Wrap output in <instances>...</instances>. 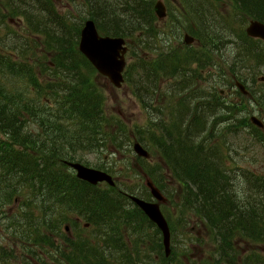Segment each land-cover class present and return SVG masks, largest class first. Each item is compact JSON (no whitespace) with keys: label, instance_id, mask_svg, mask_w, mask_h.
I'll return each instance as SVG.
<instances>
[{"label":"trees","instance_id":"trees-1","mask_svg":"<svg viewBox=\"0 0 264 264\" xmlns=\"http://www.w3.org/2000/svg\"><path fill=\"white\" fill-rule=\"evenodd\" d=\"M79 1L102 36L127 40L131 60L124 71V83L140 108L149 110L167 94L176 100L173 106L168 105L167 121L157 105L153 110L160 119L145 121L134 129L137 141L161 160L159 177L165 174L178 183L177 190L168 191L180 201L175 205V224L184 227L188 223L193 228L195 224L213 237L218 261L214 264H264V174L242 171L246 191L237 193V174L232 176L224 165L228 154L220 142L210 140L212 127L223 123L228 124L226 134L236 135L246 128L249 141L264 148V131L255 128L249 118L240 117L242 111L258 108L264 122V83H260L258 95L248 87L247 97L233 90L237 99L227 103L219 85L226 75L225 82L232 89L233 80L244 84L245 79L234 70L237 65L252 62L264 70V45L247 38L242 30L233 31L234 56L231 61L223 59V67L215 69L219 74L212 77L217 80L204 88L202 66L211 61V53L225 50L224 45L222 49L215 46L229 37L214 27L217 17L207 0H179V13L168 11L164 28L158 26L153 13L156 0ZM228 2L243 22L264 24V0ZM233 17L222 20L230 31ZM18 19L27 37H19L12 29L10 22ZM79 30L55 10L51 0H0V216L9 221L5 232L22 250L39 256L38 264H44L49 254L52 264H111L108 260L172 264L175 249L165 257L158 230L125 203L115 188L100 190L77 180L60 162L74 160L78 150L107 144L120 147L123 138L130 141L125 124L118 121L114 122L115 135L104 133L113 120L104 112L103 92L94 83V69L77 50ZM187 32L196 40L193 47L181 44L180 38ZM168 80L172 88L158 93L159 85ZM251 82L256 84L253 78ZM148 176L159 182V187H167L155 178L154 170ZM23 190L30 197L22 195ZM128 190L148 198L142 185ZM15 200L19 209L11 214L4 208ZM71 216L96 228L93 234L102 245L93 249L81 239L85 230L78 228ZM168 224L173 241L175 227L169 219ZM63 225H71L75 239L62 232ZM150 229V235H142ZM53 237H62L67 246L56 244ZM234 242L243 244L242 251L235 250ZM2 250L0 264H7ZM189 252L183 247L185 256ZM177 253L178 258L182 256L180 249ZM25 264L32 263L25 260Z\"/></svg>","mask_w":264,"mask_h":264},{"label":"rangeland","instance_id":"rangeland-1","mask_svg":"<svg viewBox=\"0 0 264 264\" xmlns=\"http://www.w3.org/2000/svg\"><path fill=\"white\" fill-rule=\"evenodd\" d=\"M55 4V10L65 16L67 19H70L72 23H75L79 29L82 27L84 20L88 18V12L86 8L82 6V3L79 0H51ZM167 7V13L172 12L173 15L179 13L180 11V4L179 0H162ZM215 11V16L217 17L216 21L213 22L214 27L217 29L218 32H223L224 36H229L226 38L228 41H224L225 50L220 52H216V54H212L211 61H206V64L202 66L204 73L202 77V86L207 88L208 84H211L212 81L217 80L213 79L215 75L219 74L215 72L216 67H223L224 58H227L228 61H231V57L234 56V52L236 45L234 44V37L233 31H244L246 24L249 20L242 21L241 17L238 16V13L233 9V6L230 5L228 0H207ZM165 16V18H166ZM234 16V17H233ZM233 17L232 21V31L228 30L222 22L223 19H230ZM164 18V20H165ZM159 21L161 28L163 27L165 21ZM12 25V29L17 32L18 36L21 35L27 37V33L25 31V27L23 22L18 19L15 22H10ZM227 42H231L230 45L225 44ZM174 48V46H173ZM157 53H154L155 56ZM157 56V55H156ZM127 63L131 60V56H127ZM234 70L236 73L241 75L245 82L244 84L248 88H252L258 95L259 91L262 90L261 84L256 82V78L260 75H264V70L257 67L255 63L246 62L245 65L235 66ZM206 73V74H205ZM228 75L224 76L221 83L219 82L220 87L224 90L225 101L232 102L236 101L237 98L234 96V91L231 87H229L228 83L225 82V78ZM252 78L254 79L256 84L251 82ZM94 83L96 88L103 92V99L104 103V112L106 113L109 119L112 118L113 122L111 121L108 126L105 127L104 133H109L110 135H115L117 131V126L114 122L118 121L122 124H125V131L126 135L130 141L123 138L121 140L120 147H115L113 144H107L101 147H93L89 150H82L77 152V158L75 159L77 162H81L87 167H92L95 169L100 168H109L111 170L119 171L117 173L118 179L121 181L119 182L120 188L121 186L125 187L128 186L130 189L131 187L137 186L139 183L143 184V177L148 176V172L152 171L153 168L158 166L157 163V156L155 152L151 149H146L149 152V159L143 163L139 160L138 157H135L132 151V138H135L134 129L136 127L143 126L145 121H156L159 120L161 115H158L156 111L153 109L160 105L161 110H163V117L164 120L167 121L168 117L170 116V111L167 110L168 105L173 106L176 103L175 98H171L169 94L162 98V101L158 100L154 103L155 106L150 108L149 110H143L140 108L139 101L135 98L134 93L126 84H123L120 89H115L113 86L109 85L108 81L101 77L99 74H94ZM173 83L171 81H167L161 83L159 85L158 93L162 94L167 89H171V85ZM151 95V94H150ZM149 95V96H150ZM151 97V96H150ZM149 97V99H150ZM153 104V103H152ZM166 108V109H165ZM250 115H254L260 119V111L258 108H250L247 111H242L243 118H248ZM228 124H219L214 125L212 127V134L211 139L213 142H220V145L223 147L224 153L228 154L225 157L226 162L224 165L228 173H232L231 175H235L236 181L234 182V187L237 193L244 190L245 181L243 176H240L242 171H249L253 172L257 175L264 174V148L258 142L251 143L249 141V137L247 136L248 130L244 128L243 130H239L236 135L225 132V128ZM118 137V136H117ZM72 149H76L74 145L70 146ZM145 148V147H144ZM237 167L236 171H233L234 168ZM240 169V171H238ZM67 172L71 173V169L67 168ZM233 171V172H232ZM166 177H164L165 179ZM140 181H139V180ZM161 180V183L165 184V180ZM239 180V181H238ZM119 181V180H118ZM104 189V188H103ZM100 188V190H103ZM246 189L244 190L245 193ZM180 190H178V194ZM23 195V194H22ZM176 197V198H175ZM173 196V201H176L179 205L180 201L177 196ZM19 207V206H18ZM5 210H12V205L6 206ZM174 207H171L170 204L162 205V211L165 213L166 218L170 220V224L174 229V236L175 238L171 241L170 247L175 249V255L172 257V264H192L189 261V258L194 259L196 264H214L218 263L215 257V247L216 242L213 240L212 236L206 234L204 230H199V227L194 224V228L191 227L192 225L188 224L184 225V227L177 226L175 223L178 224V220L174 219L175 212ZM5 216H0V253L1 250H5L6 256L3 259H8L7 264H25V260L30 261L32 264H38L37 261H40V257H34L32 253H27L26 251L22 250L19 242L7 234L5 232V226L9 224L8 220L4 219ZM96 228H91L85 230L81 239L88 241L90 244L89 246L94 249V246H101L102 244L98 241L99 237L96 236L95 233ZM9 232V231H8ZM153 232L152 229L142 231V235H150ZM48 230H44V234L47 236L49 235ZM16 235H19V231H16ZM189 237L193 238L192 242L189 240ZM131 240L134 238L129 237ZM186 242V243H185ZM189 242V243H187ZM191 242V243H190ZM127 245L129 247L132 245V242L129 240ZM236 251H242L243 244L239 242L232 243ZM187 246L189 248V254L185 256L183 253V247ZM143 251L146 248H141ZM177 249L182 251V256H179ZM2 250V251H3ZM36 250V249H35ZM39 251V250H37ZM36 251V252H37ZM40 253V251H39ZM12 256V258H11ZM22 258L24 262H22ZM2 259V258H1ZM52 255L49 254L48 258L45 259L44 264H52ZM59 262L63 260H58ZM111 264H119V261L108 260Z\"/></svg>","mask_w":264,"mask_h":264},{"label":"water","instance_id":"water-1","mask_svg":"<svg viewBox=\"0 0 264 264\" xmlns=\"http://www.w3.org/2000/svg\"><path fill=\"white\" fill-rule=\"evenodd\" d=\"M154 12L158 19H163L166 14V9L161 1H157L154 6ZM245 33L248 37L261 39L264 42V25L259 21H249L246 26ZM78 50L83 57H86L88 62L97 73L105 78H108L116 88H120L123 82L122 72L125 68V53L127 51L126 43L123 38H113L101 36L96 29L95 23L91 20L84 21V25L79 32ZM186 45L193 43L190 36L185 35L183 39ZM264 81V78H260ZM237 88L246 95V91L242 84L236 83ZM251 122L258 129L263 127L261 121L255 117H250ZM133 151L138 157L147 159L148 153L138 144L133 145ZM69 166L76 171V177L79 180L97 185L102 181L107 182L110 186L114 185L111 177L105 172L88 169L81 164L69 163ZM145 186L151 192L152 197L157 201H162V195L154 188L150 180L145 181ZM130 200L141 209L143 214L159 229L162 236V244L165 249V256L170 253V236L169 228L166 221L159 211L158 203L145 202L138 197L129 196Z\"/></svg>","mask_w":264,"mask_h":264},{"label":"flooded vegetation","instance_id":"flooded-vegetation-1","mask_svg":"<svg viewBox=\"0 0 264 264\" xmlns=\"http://www.w3.org/2000/svg\"><path fill=\"white\" fill-rule=\"evenodd\" d=\"M103 184V183H102ZM102 184H101V186H102ZM77 221V223H79L78 222V220H76ZM67 233H70V230H68V232ZM59 241L62 243V245L64 246V247H66L67 245H66V240H63V239H59Z\"/></svg>","mask_w":264,"mask_h":264},{"label":"bare ground","instance_id":"bare-ground-1","mask_svg":"<svg viewBox=\"0 0 264 264\" xmlns=\"http://www.w3.org/2000/svg\"><path fill=\"white\" fill-rule=\"evenodd\" d=\"M223 45H224V43H219V44H216V46L215 47H217V48H219V49H222V47H223Z\"/></svg>","mask_w":264,"mask_h":264}]
</instances>
